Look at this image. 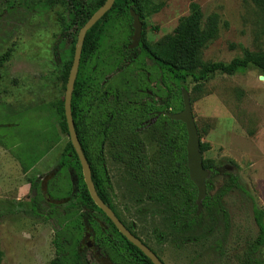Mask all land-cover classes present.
Segmentation results:
<instances>
[{
  "label": "rangeland",
  "instance_id": "obj_1",
  "mask_svg": "<svg viewBox=\"0 0 264 264\" xmlns=\"http://www.w3.org/2000/svg\"><path fill=\"white\" fill-rule=\"evenodd\" d=\"M34 1L0 0V58L10 54L0 66L1 264H50L57 255L54 240L59 234L65 252L83 246L91 264H138L126 244L118 248L109 244L107 235L123 239L104 213L95 212L99 223L95 235L87 229L78 240L74 238L77 230L72 220L81 209L68 203L73 169L67 166L55 172L70 136L61 131L51 108L65 98L67 86L58 65L67 57L71 38L59 41L66 30L73 33L78 25L62 19L66 16L63 5L32 9ZM196 1L205 17L218 13L221 18L217 37L201 51L204 62H230L247 51H264V9L251 0ZM191 2L148 0L144 29L148 41L156 45L172 34L190 13ZM132 35L130 18L113 13L91 58L78 73L81 96L76 106L96 151L94 160L102 158L97 168L111 204L125 225L165 264H233L235 253L254 245L256 255L264 258V242L256 243L261 234L257 211H262L264 222V75L250 66L233 74L217 72L203 87L191 77L181 83L190 92L202 142L211 145L204 158L213 159L218 168L211 174L214 188L208 194L220 191L228 171L238 176L240 187L222 200L227 215L213 210L200 224L177 226L171 205L177 196L170 192L160 200L149 199L150 185L142 184L136 173L115 157L118 143L113 136L105 137L100 124L110 112L132 113L144 101L146 96L135 93L134 88L150 90V100L159 101L167 95L157 70L152 69L148 77L137 64L126 60ZM56 45L60 53L57 61L53 55ZM171 85L174 90L178 87L175 81ZM164 128L165 122L157 114L134 132L128 130L124 138L130 144L135 142L154 166L162 154ZM48 134L55 140L44 149ZM28 148L38 157L32 154L24 161ZM26 165L33 166L25 169ZM35 179H40L38 190L30 189L20 197V186ZM35 195L40 203L37 212L32 211ZM95 251L108 257L100 262Z\"/></svg>",
  "mask_w": 264,
  "mask_h": 264
},
{
  "label": "trees",
  "instance_id": "obj_2",
  "mask_svg": "<svg viewBox=\"0 0 264 264\" xmlns=\"http://www.w3.org/2000/svg\"><path fill=\"white\" fill-rule=\"evenodd\" d=\"M20 1L23 2L25 0ZM106 1L107 0L34 1L32 9H51L57 4L63 5L66 11V16L65 18L62 17V19H67V21H71L72 24L78 25V28L73 33L69 32L68 29L63 34L64 40L69 37L71 38L67 57L62 60L63 62L61 65H58L60 66L61 79L64 84H67L69 78L80 29ZM251 1L256 6L264 9V0ZM147 5L148 0H115L111 10L108 11L87 32L79 71L81 69V65L91 58L98 45L104 27L112 17V14L117 13L121 17L127 16L133 22L130 11L131 9H134L139 14L140 19L143 22V33L141 42L137 48L130 49L127 46L126 60L129 61V64H137L140 71L145 72L146 75L148 74V77H150L152 72H154L152 69L157 70L159 81L167 89V95L159 101L156 99L150 100V98H152V92H150V90H138V88H134L135 93H143L142 95L146 96L144 97V101H140L139 105H137L135 109H132V113L125 112L123 114L122 112H118L117 114H114L113 112H110L106 121L100 124L102 131L106 132L105 137L108 138L109 136H113L116 143H118L119 148L115 153V157L123 162L128 169L135 172L138 180L142 184L150 185L147 192V197L149 199L160 200L169 196L170 192H173V195L177 196L176 201L171 202L174 211V223L177 226H183L185 228L200 224L204 215L213 210L222 211L224 215H227L222 200L232 189L240 187V183L238 176L233 171H228L227 177L224 179V183L220 191L214 195H207V197L203 200L202 211L199 213L198 205L196 203L198 190L194 183L190 180L187 166L186 144L188 136L186 126L181 121L170 119L164 113L168 111L176 113L183 109L181 83L186 82L189 77L193 78L198 83L197 85L199 87H203L211 76L217 72L233 74L241 68L253 66L258 68L264 75V51L255 53L247 51L244 56L235 57L230 62H204L201 58V51L209 42L217 37L220 30L221 18L218 13H212L205 17L202 7L196 0H192L190 13L180 20L174 32L159 41L156 45H152L148 41L146 32L144 31L146 28L145 18L147 16ZM132 30H134L133 26ZM7 56L9 57L10 54L6 53L5 56L0 58L1 67L4 64V61L8 60ZM58 58L59 57H56L55 61H57ZM171 81H175L178 84V87L175 90L171 85ZM185 87L188 89L187 86ZM142 95L140 98H142ZM80 96L81 88L79 85V76H77L72 99L76 130L85 155L91 165L93 182L99 196L121 219L119 213L111 204L109 197L106 195L102 187L99 176L100 173L97 168V161L99 163L102 158L98 156V160H94V154H96V151L93 152L92 147L90 146V142L88 140L89 138L86 133L87 129L83 120L84 116H81V114L78 113V107L76 106V101L80 98ZM64 99L54 102L51 109L59 120L61 131L69 135L65 116ZM136 101L137 100H135V102ZM157 114H160V117L165 122V128L163 131L165 139L161 144L162 154L159 161L154 166H151L148 163L146 155L142 153L138 147H136V143L134 142L130 144L124 137L128 130L134 132V129L140 126L144 120ZM52 139L55 140L54 137L50 136L49 140L51 141ZM210 148L211 145L209 142L201 143V151L203 154ZM30 166L31 165H26L25 169H28ZM67 166L72 167L73 169L72 186L68 191V203L78 204L81 209L78 212V215L72 220L73 226H75L77 230V236L74 238L75 240H78L82 231L87 229L91 231V235H95V232L99 227L95 212L99 211L104 214L105 212L96 205L90 195L84 180L80 159L70 140L64 147L59 166L55 169V172L58 173ZM204 166L205 168L210 169L213 175L218 171L217 165L213 159L204 158ZM30 184L31 191H37L40 185V179L31 180ZM207 187L208 192L214 188L210 179L207 181ZM39 206V199L35 195L32 197V211L37 212ZM257 214V221L261 233L258 242H256L258 245L261 244L262 241L264 242V222L262 211H257ZM2 218L3 212L0 210V224ZM107 218L109 219L108 216ZM109 221L119 232L114 223L110 219ZM127 228L136 235L131 228ZM119 235L123 239L122 241L115 236L113 237L107 235V239L111 246L118 248L126 244L129 249L131 248L134 251L133 254L137 258L136 263L154 264L148 256H146L137 246L132 244L122 233L119 232ZM54 243L57 247V255L50 264H91L86 255L85 247L78 245L73 251L65 252L63 250L64 244L60 234L57 235ZM256 253V245H254V247L250 250L247 249L235 253L232 258V263L264 264V258H259ZM94 255L100 262L102 261V258L108 257L107 255L96 251L94 252ZM2 258L3 251L0 247V264L2 262Z\"/></svg>",
  "mask_w": 264,
  "mask_h": 264
},
{
  "label": "water",
  "instance_id": "obj_3",
  "mask_svg": "<svg viewBox=\"0 0 264 264\" xmlns=\"http://www.w3.org/2000/svg\"><path fill=\"white\" fill-rule=\"evenodd\" d=\"M114 3L115 0H107L80 29L77 44L75 47L74 59L66 86V94L64 99L65 116L67 120L70 141L80 159L85 183L96 205L105 212V214L119 230V232L122 233L132 244L137 246L146 256H148L154 264H165L163 260L147 244H145L140 238H138L127 228V226L117 216L114 210L109 205H107L99 196L93 182L91 165L85 155L83 146L78 136L75 119L73 116V92L79 73L83 46L87 32L108 11L111 10ZM130 13L133 18L132 26L134 30L131 37L132 42L129 45V48L135 49L139 46L142 39L143 22L141 21L139 14L134 9H131ZM181 91L183 99V109L180 112L173 113L168 111L164 114L172 120L183 122L186 126L188 136L186 144L187 166L189 170L190 180L194 183L198 190L196 203L198 205V212L200 213L203 208V200L208 195L207 181L210 179L212 171L208 168H205L204 166V154L201 151L202 139L193 114L190 92L185 86H182Z\"/></svg>",
  "mask_w": 264,
  "mask_h": 264
},
{
  "label": "crops",
  "instance_id": "obj_4",
  "mask_svg": "<svg viewBox=\"0 0 264 264\" xmlns=\"http://www.w3.org/2000/svg\"><path fill=\"white\" fill-rule=\"evenodd\" d=\"M4 106V105H3ZM2 111V110H1ZM49 134H48V137L47 136H45V138H44V140H43V143H42V147L45 149V147H47L46 145H48V142H50V140H49ZM43 144L45 145V146H43ZM26 152H24V158H23V160L24 161H27V158L28 159H31L32 157H31V155L32 154H34L35 155V157L37 156L36 154H35V152L33 151V150H31V149H29L28 148V150H25ZM43 152H44V150H43ZM48 155H44V157H43V159L45 160V158L47 157ZM38 157V156H37ZM31 166H33V165H31ZM31 166L29 167V168H31ZM30 189H31V184L30 183H25V184H23L22 186H20V189H19V196L20 197H24V196H26L28 193H29V191H30Z\"/></svg>",
  "mask_w": 264,
  "mask_h": 264
},
{
  "label": "flooded vegetation",
  "instance_id": "obj_5",
  "mask_svg": "<svg viewBox=\"0 0 264 264\" xmlns=\"http://www.w3.org/2000/svg\"><path fill=\"white\" fill-rule=\"evenodd\" d=\"M65 40H64V38H63V36L60 38V41H59V43L61 44V43H63ZM58 45H56L55 47H54V51H53V55H54V57L56 58V57H59V51H58ZM67 52H68V49H67ZM67 54V53H66ZM161 114V113H160ZM160 114H158V116L160 115ZM153 121V119L150 121V122H152Z\"/></svg>",
  "mask_w": 264,
  "mask_h": 264
}]
</instances>
